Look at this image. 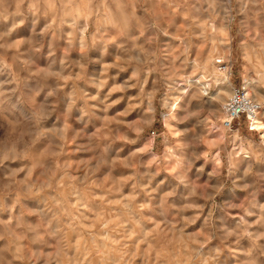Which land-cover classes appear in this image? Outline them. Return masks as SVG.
I'll use <instances>...</instances> for the list:
<instances>
[{
  "label": "rangeland",
  "instance_id": "obj_1",
  "mask_svg": "<svg viewBox=\"0 0 264 264\" xmlns=\"http://www.w3.org/2000/svg\"><path fill=\"white\" fill-rule=\"evenodd\" d=\"M216 66L264 124V0H0V264H264Z\"/></svg>",
  "mask_w": 264,
  "mask_h": 264
},
{
  "label": "built area",
  "instance_id": "obj_2",
  "mask_svg": "<svg viewBox=\"0 0 264 264\" xmlns=\"http://www.w3.org/2000/svg\"><path fill=\"white\" fill-rule=\"evenodd\" d=\"M221 111L223 115L221 126L228 132L238 130L243 122L249 131H254L262 106L251 97L248 86L241 82L231 86L229 95L222 103Z\"/></svg>",
  "mask_w": 264,
  "mask_h": 264
},
{
  "label": "bare ground",
  "instance_id": "obj_3",
  "mask_svg": "<svg viewBox=\"0 0 264 264\" xmlns=\"http://www.w3.org/2000/svg\"><path fill=\"white\" fill-rule=\"evenodd\" d=\"M218 59V58H217ZM213 64L212 65H216V62L217 63H220V62H222V59H221V57L218 59V60H215V58L213 59ZM209 62H207V66L209 65L208 64ZM212 68H216V72L214 73V77H215V81H221V80H223L220 84H219V87H218V91H217V93L215 94V99L216 100H220L221 102H223L224 101V95L225 94H229L230 93V89H231V86H229V84H228V82H227V80H226V78L224 79L221 75H219V73H217L218 72V67L216 66V67H212ZM209 69V68H208ZM207 69V70H208ZM264 73V72H263ZM245 84L248 86V88L250 87V83L249 82H245ZM250 91V90H249ZM259 91V90H258ZM255 98H256V96L255 95H253ZM252 97V96H251ZM253 98V97H252ZM257 99V98H256ZM258 101H259V98L257 99ZM256 100V101H257ZM260 103V102H259ZM214 107V106H213ZM261 116V115H260ZM256 129H258L259 130V132H261L262 133V136H264V124H263V122L261 121V119H260V117H259V119H258V121H257V123H256Z\"/></svg>",
  "mask_w": 264,
  "mask_h": 264
}]
</instances>
